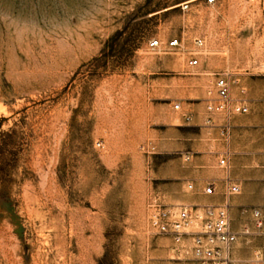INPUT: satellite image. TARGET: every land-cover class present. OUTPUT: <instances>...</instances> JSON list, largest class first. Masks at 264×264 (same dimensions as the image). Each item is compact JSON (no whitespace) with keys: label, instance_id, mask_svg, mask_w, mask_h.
Returning a JSON list of instances; mask_svg holds the SVG:
<instances>
[{"label":"rangeland","instance_id":"obj_1","mask_svg":"<svg viewBox=\"0 0 264 264\" xmlns=\"http://www.w3.org/2000/svg\"><path fill=\"white\" fill-rule=\"evenodd\" d=\"M218 72L250 107L229 140L206 111ZM228 177L251 184L238 228L264 208V0H0V264H187L149 200L222 205ZM258 253L241 238L233 264Z\"/></svg>","mask_w":264,"mask_h":264},{"label":"built area","instance_id":"obj_2","mask_svg":"<svg viewBox=\"0 0 264 264\" xmlns=\"http://www.w3.org/2000/svg\"><path fill=\"white\" fill-rule=\"evenodd\" d=\"M214 1L208 0L209 3ZM195 43L199 47L204 46L202 39H196ZM162 45L159 40H151L149 43L153 50L160 49ZM180 46L177 38L167 43L168 49H178ZM198 64L199 60L196 58L188 62L190 67ZM215 77V97L209 99L206 106L208 123L213 124V116H221L224 119L222 132L225 139L229 140L234 117L249 114L250 107L246 101L233 97L232 89L240 83L239 78L228 72H218ZM174 108L181 110V105L175 104ZM186 119L191 120V117L187 116ZM219 164L229 170V156L222 157ZM193 188V185H189L190 190ZM216 193L215 183H210L202 191L203 195ZM242 193V184L228 177L222 205L192 208L174 206L166 204L160 195H155L148 203L149 229L154 235L170 239L174 243V251L178 255H185L187 264H233V255L241 238L264 240V208H252L240 227L237 228L234 224L230 201ZM251 264H264L263 256L258 253Z\"/></svg>","mask_w":264,"mask_h":264},{"label":"crops","instance_id":"obj_3","mask_svg":"<svg viewBox=\"0 0 264 264\" xmlns=\"http://www.w3.org/2000/svg\"><path fill=\"white\" fill-rule=\"evenodd\" d=\"M233 129H234V125H233V122H232V131H234ZM230 158H232V153L230 154ZM250 162H251L250 158H245V157H242V158L239 160V163L242 164V165H244V166L248 165ZM230 163H231V160H230ZM235 182H239V183H241L242 186H243V184H244L245 192L250 191V189H251V184H250V183H248V182H246V181H244L243 183L240 182V181H235ZM244 201H245V200H244ZM240 202H241V201H240Z\"/></svg>","mask_w":264,"mask_h":264},{"label":"bare ground","instance_id":"obj_4","mask_svg":"<svg viewBox=\"0 0 264 264\" xmlns=\"http://www.w3.org/2000/svg\"><path fill=\"white\" fill-rule=\"evenodd\" d=\"M203 54H204L205 56H210V55H211V54L209 53L208 50H205V51L203 52Z\"/></svg>","mask_w":264,"mask_h":264}]
</instances>
